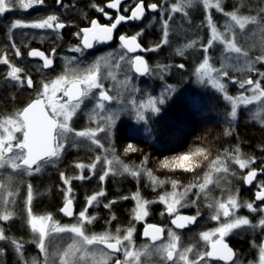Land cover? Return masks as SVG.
I'll list each match as a JSON object with an SVG mask.
<instances>
[{
    "label": "snow or ice",
    "instance_id": "1",
    "mask_svg": "<svg viewBox=\"0 0 264 264\" xmlns=\"http://www.w3.org/2000/svg\"><path fill=\"white\" fill-rule=\"evenodd\" d=\"M57 5L68 8L69 5L63 3V0H55ZM197 0H177L176 3L165 7L162 4L150 3L145 4V0H136L133 7H131L130 15L120 14L122 0H110L104 7H97V11L103 14L110 24H100L97 20L91 21V26L83 28L74 33L75 36L81 38V42L73 47L72 51L79 53L83 56L89 49H93L95 44L107 43L113 40L114 32L118 25L129 21H143L146 16V10L160 15V23L162 25V38L160 43L144 48L139 42L140 37L145 34V29L148 25L145 24L140 31L134 35L128 36L121 34L118 39L120 41V53L108 54V58L97 57L91 64L84 65L83 68L79 67V58L73 56L69 58V64L75 63L77 67H66L64 74L59 75L56 79L49 83H43L41 91H39L34 99H32L25 107L17 110L11 114L0 115V169L11 168L18 173L22 172L27 175L38 174L41 172L45 165L53 164L59 160L65 150L66 143L70 141L71 147H76L79 143L77 138H84L90 141L97 147L104 149L105 156L103 161L101 156H97L95 162L85 165L83 163L75 165L79 169L88 168L92 174L97 164H101L103 172L99 175L100 181H105L106 178L112 175L128 173L133 177H139L141 172L151 180L153 187L163 185L166 181L159 180L153 175L150 170L143 168V162L140 166L130 167L123 164L119 157L115 154V147H110L111 159H108L109 149H105L101 140L97 138L98 134L103 133L105 139L111 141L115 131L117 130V121L120 120V112L114 111L109 108V105L114 101L123 103L122 91L118 88L116 95H110L109 90L105 88L104 80L111 79L117 80L114 70L121 69L120 62H124L128 71H134L141 76L152 74L148 62L141 55H130L136 53L138 50L143 52L158 51L163 45L169 44V21L172 20V14L182 13L185 18L188 16L187 9L191 8ZM205 9L215 8L218 12L223 13L229 17L226 21L225 31L221 32L216 24L213 22L211 13L207 15V26L210 30V38L207 44H202L201 47L204 52V58L201 63L196 67L194 75L200 83L211 84L218 92L223 94V99L231 106L230 111L227 113L229 122H234L237 119L238 109L241 105L248 106L254 102L258 103L259 107L253 113V118L258 119L261 124H264V86L258 78L253 80L251 77L247 79H236L230 77L225 68V64L221 62L219 68L215 67L211 62L209 49L214 47V44L219 43L224 46V53L228 57H232L237 62L241 59L244 60V67L248 71H255L258 77L264 78V72L259 71L254 67L256 63L264 64V54L254 58L249 57V52L238 46L235 42L236 34L233 31L234 26L243 32L249 24L256 25L258 29L264 31V8H260L256 16L242 15L239 13V8H234L231 12H225L224 0H199ZM45 0H0V15L16 9L29 10L34 6L44 5ZM243 0H241V5ZM108 9L116 10L117 15L113 18ZM125 12L129 11L125 7ZM167 14V18L165 17ZM155 19V17H153ZM67 25L61 21L60 17L56 14L47 15L45 18L38 19L34 22L24 23L17 19L13 21L8 31L12 32L14 29H42L52 30L58 32L64 29ZM26 35V34H25ZM198 40H191L184 48H195ZM15 55L20 56L21 52L18 47L13 43ZM177 54L183 56L184 51L180 48L176 49ZM56 49L51 50L50 55H45L44 52L32 50L28 53L30 57H41L43 64L41 69H51L54 65V58ZM105 61L104 67L107 69L102 74L101 62ZM115 61V63H112ZM0 64L7 65L9 71L6 74L5 82H14L20 87L27 86L33 87V79L31 76L24 73L20 67L10 63L7 53L0 57ZM236 65H233L235 67ZM169 65H156L160 71H167ZM179 68L183 69L184 64H179ZM239 70V69H237ZM22 73L23 76L21 75ZM124 80L119 81L123 89H129L130 77L127 72L124 73ZM224 77L229 81L237 84L241 91L238 95L232 96L228 94L226 84L223 82ZM247 86V87H246ZM131 92L141 91L138 88L132 87ZM176 89L168 85L165 92L161 93L159 97L149 95L147 100H137L134 96L131 97V105L135 112V119L137 123L143 122V134L153 137L156 132L164 135V130L155 128L154 124L149 123L151 114H159L162 111L161 106L166 103V99ZM58 93L62 95L57 96ZM250 93V94H249ZM86 100H92L94 105L91 109L89 119L96 120V127L85 128L77 131L71 126L73 117L76 116L77 111ZM122 126V124H121ZM20 133V136H17ZM141 134L135 127L128 129V135L135 137ZM231 133L226 130L225 135ZM137 148L128 143L125 147V152H135ZM200 158L208 159V149L201 146H195L188 152L182 153L173 158H165L161 161L163 168L169 169H183L185 171H194L200 164ZM147 157H145V160ZM231 160L234 164L238 165L240 169H250L242 180L252 185L257 181L258 175L264 173V167L259 169L252 168L251 165L255 163L254 157L245 158L240 153L239 148L235 149V154L225 151L223 158L218 156L216 160L212 161L210 170L205 174L203 183L190 184L185 187L183 192L176 191L178 185L176 181H169L172 184L173 191L159 196V201L166 205V211L169 215L176 214L171 223L178 229H184L188 225L195 224L200 211L197 209L195 215L185 216L177 213V207H186L182 201L187 193L192 188H198L194 193L197 199L200 195L206 193L208 186L213 183H219V180L214 181L212 174H223L221 179L226 178L229 174L228 161ZM119 163L122 166V173H118L115 165ZM3 173H0L2 176ZM61 179L65 185H68L65 196L64 206L60 211L72 217L73 212V199L71 198V180L61 173ZM235 176V173H231ZM13 176L7 175L4 179H0V221H9L14 216V213L9 209V198H13L15 193L12 191ZM77 179H90L91 176L85 177L83 175L76 177ZM258 190L255 192V199L251 202L241 203L238 199V194H229L226 199H218L209 203V208L214 210L212 219L220 221L221 217L225 218L219 226L211 232H203L200 234L201 239L205 242L208 250L194 252L192 246L179 249L180 237L175 231L168 230L167 242L156 244L160 241L164 233V229L155 225H148L143 235L149 237L152 242L151 245H144L141 248H136L133 240L134 227H128L124 230V235H120V229L116 230V234L110 231H105L99 234L93 233L86 234L84 224L92 223L96 219L95 216L88 215V208L94 203H98V198L105 195L102 190L91 195L87 198L86 206L78 213L77 222L71 225H60L53 220L51 214L48 215H35L31 209L33 200V190L31 184L28 185L27 193V223L31 231L35 234L34 241L44 255L43 264H53L50 259L46 240L52 243L59 234H70L69 238L72 243L68 244L66 248L60 250L59 248L52 253V256L59 258V264H82V262L90 261V264H141V256L157 254L163 257L165 261H171L172 264H210L212 260L224 261L225 264H237V254L225 242V237L230 235L234 230L250 229H264V181H258ZM128 199V197H123ZM133 199L136 200V207L133 209V216L136 220H143L148 215V206L154 201H149L141 197L139 191L134 194ZM197 199H193L191 204L196 205ZM259 202V203H257ZM116 201L112 200L105 204V208H111ZM244 207L250 213H259V219L253 223L247 216H239L236 214L237 210ZM163 215V213H161ZM115 219V217H113ZM216 239H213V237ZM0 241L10 243L14 248L16 254L23 260L24 243L18 241L16 238L5 235V229L0 227ZM103 246V247H101ZM5 254V249L0 247V257ZM117 254H122L124 259L121 260ZM189 254L194 255V259H189ZM23 264H29V261H23ZM30 264H39L36 258H32ZM259 264H264V245L259 246Z\"/></svg>",
    "mask_w": 264,
    "mask_h": 264
},
{
    "label": "rangeland",
    "instance_id": "2",
    "mask_svg": "<svg viewBox=\"0 0 264 264\" xmlns=\"http://www.w3.org/2000/svg\"><path fill=\"white\" fill-rule=\"evenodd\" d=\"M177 0H158L159 4L164 5L165 7L170 6L173 3H176ZM39 6L44 7V5H38L34 6L32 9L29 10H20L14 8V10L8 11L4 13L3 15H0V57L3 56V54L7 53L10 63L14 64L15 66H18L19 64V56L15 55L14 49L12 48L13 43L15 44L16 47L19 49L22 48V45L19 43L21 42V33L20 32H25L26 34L31 33L33 30L36 29H30V28H25V29H14L12 32L8 31V28L10 24L19 19L24 23H30L34 22L38 19H41V16H37L35 13V9L38 8ZM264 8V0H243V4L241 5V0H224V8L225 12H231L234 10V8H239V13L242 15H247L243 10H250L251 14L249 16H256L257 12L260 8ZM188 16L187 18L184 17L182 13H174L172 14V20L169 21V44L168 45H163L158 51L155 52H145V58L147 59L150 68L152 69V74L150 75H145V76H137L133 73V71H128L126 66H124V62H120L122 67L119 70H114V74L117 76V80L113 81L111 79L104 80L105 88L109 90L110 95H116L117 94V89L119 88L122 91V97L121 99L123 100V103L119 101H114L109 105V108H111L114 111H119L120 112V120L117 121V129L121 128L122 126H126V129L130 127H135L137 130L140 131L141 134L140 136H143L147 138L148 140L155 141L159 144L160 142L157 141V136H162L163 140L165 143L168 144L169 141L174 140L173 132L171 131V127L169 130L165 132L164 129H162L163 124H167L165 120L168 119V117H171L170 113L173 111H176L177 113L180 112L181 110H184L183 107L180 105V103H184L187 101L189 104L188 106L195 107L198 110H201V118L203 117H209L211 115H219L218 113H222V117L224 121H227V123L231 124L234 127L237 126H251L254 128H258L260 130L264 131V124H261L258 119L253 118V113L256 112L257 108L259 107L258 103L254 102L252 105L244 106L241 105V107L238 109V114H237V119L234 122H229L227 118V113L230 111L231 106L228 104L227 101L223 99V94L218 92L211 84L209 83H200L198 82L197 77L194 75L196 67L199 65V63L202 62L204 58V52L201 47L202 44H207V41L210 38V30L207 26V15L209 12L211 13L213 22L216 24L217 28L221 31H225V26H226V21H229V17L225 16L223 13L218 12L215 8L212 9H205L203 4L197 0L194 5L187 9ZM201 13V14H200ZM214 13L216 14V18H214ZM157 14V13H156ZM155 14V19H152L147 22L148 28L145 29V34L140 37L142 41L144 42V45L146 48L152 47L158 43H160L161 38H162V25L160 23L161 17L160 15ZM202 16V22H204V27L203 31L197 34V27L200 26V22L195 23V20H200V17ZM261 16H264V13H261ZM167 18V14H165V17ZM145 26V25H144ZM143 28V27H142ZM140 31V30H138ZM137 31V32H138ZM233 31L236 34V40L235 42L237 43L238 46L242 47L244 50L249 52V57L254 58L256 56H260L264 54V31H261L260 29L257 28L256 25L249 24L246 26L245 30L241 32V30L238 28V26L233 27ZM7 37V39H6ZM198 40V43L195 48H184V45H186L188 42L191 40ZM180 48L181 50L184 51V55L181 56L177 54L176 49ZM73 49V48H72ZM224 46L216 43L214 44V47L209 49V55L212 58L211 62L213 65L217 68L221 66V62L225 64V68L228 71V74L230 77H234L236 79H247L251 77L253 80L260 79L262 86H264V78L258 77V73L255 71H248L244 67V60L241 59L239 62H237L235 59L232 57H228L225 59V56L227 55L223 51ZM110 53V52H109ZM109 53H104L100 55L99 57H105L106 59L108 58ZM63 55V54H62ZM65 55V54H64ZM59 58V64L57 67V72L54 74V76H51L47 79H40L38 83V88L41 91V87L43 83H49L52 80L56 79L59 75L64 74L66 67L68 68H75L77 65L75 63L69 64V58L70 56H64ZM90 62L89 64H91ZM112 63H115V61H112ZM102 67H101V72L102 74L107 71V69L104 67L105 61L101 62ZM179 64H184L185 67L183 69L179 68ZM83 65V64H81ZM156 65H169L170 67L168 68L167 71H160L159 69L156 68ZM233 65H236L233 67ZM79 67H84L79 66ZM256 69H258L261 72H264V64L256 63L254 65ZM22 68V67H21ZM239 69V70H237ZM9 71V67L7 65L0 64V76L6 77L7 72ZM127 72L128 77H130V83H129V89L125 90L122 88V86L119 84V81L124 80V73ZM3 77V78H4ZM5 80V78H4ZM12 82V81H11ZM223 82L226 84L227 91L229 95L236 96L238 95L242 89L239 88L237 84L232 83L231 81L228 80L227 77H224ZM14 84V82H12ZM5 85H9L8 83L4 82ZM171 85L173 86L176 91L170 94L169 98L166 99V103L161 106L162 111L159 114H151V120L149 123L154 124L155 128L162 129L164 130V135H160L159 132H156V134L153 137L147 136V134L142 133V129L144 127L143 122L137 123L135 119V112L133 110V106L131 105V97H135L138 101L139 100H147L148 96H156L159 97L161 93L165 92V88ZM18 86V87H17ZM14 86L16 91L18 92L17 96H19V99L21 97H25L27 94H20L21 93V88L19 85ZM6 87V86H5ZM11 87V85H9ZM132 87L138 88L141 91L139 92H131L130 89ZM247 87V86H246ZM1 90V87H0ZM38 91V92H39ZM37 92V93H38ZM250 94V93H249ZM62 95V93H58L57 96ZM16 98H14L15 100ZM17 100V99H16ZM15 100V102H16ZM2 98L0 97V115H5V114H11L17 110L22 109V107H19L20 103L18 104H13V106L6 107L3 105ZM94 105V102L92 100H86L85 103L81 106V109L77 111L76 116L73 117V120L71 122V126L75 128L77 131L83 130L85 128L89 127H96V120L89 119V115L91 112V109ZM3 110V113H2ZM220 116V115H219ZM261 117L264 118V114H261ZM178 126H182L180 121L174 120ZM194 122V121H193ZM192 122V124H193ZM160 125H162L160 127ZM117 130L114 133V136L111 141H108L105 139L104 134L100 133L98 134L97 138L101 140V143L104 145L105 149H109V154H108V159H111L112 156L110 154V147L113 146V142L118 139L116 135ZM166 135V136H165ZM17 136H20V133H17ZM177 137V136H176ZM79 141L78 145L75 148V150L80 149V153L76 154L75 157H73L71 160L67 158V166L66 169L63 171L65 174V177L71 180V198L73 199V203L75 205V211L74 215L71 218H68L67 221H60L57 219L53 214L51 213H34L35 215H48L51 214L53 217V220L58 222L60 225H71L73 223L77 222L78 218V213L83 210L86 206V201L87 198H89L91 195L100 192L104 190V185L106 181L110 178L115 179V178H122L123 176L130 177L131 179H138L139 177H133L129 175L128 173H122V166L117 163L115 165L117 172L122 173L118 175H112L110 174L105 181H100L99 180V175L102 174L103 169L101 167V164H97L96 169L94 170L95 174H92L90 170L86 167L84 169H79L75 165L83 163L85 165H89L93 162H95L97 156H101L102 161L103 157L105 156L104 149H101L97 147L96 145L92 144L90 141L84 140V138H77ZM114 140V141H113ZM68 143H66L65 150L67 149ZM170 143V142H169ZM127 146V143H122L118 145V149H115V154H127L125 152V147ZM196 146H201L197 144ZM195 146H190L188 147V151ZM65 150L62 153L61 157L65 154ZM256 150L258 148L256 147ZM187 151V152H188ZM183 153V152H182ZM180 153V154H182ZM210 151H208V154ZM179 155V154H178ZM262 157L260 158H255L256 160H260L264 162V153L261 154ZM243 157L248 158L249 156H245L242 154ZM223 158V157H222ZM203 158H200V164L199 167H201L202 160ZM211 159V160H210ZM60 160V159H59ZM59 160L55 161V163L59 162ZM214 157L211 158L209 157L208 161V166L207 168L205 167L202 170L197 171V176L200 172L203 171V175L205 177V174L209 172L210 170V165L212 161H214ZM204 162V161H203ZM53 163V164H55ZM254 164V163H253ZM252 164V165H253ZM51 165V164H50ZM229 165V172L226 176V178L221 179L217 175L223 176V174H212V178L214 181L219 180V183H213L208 186V189H206L207 195L202 193L199 197V199L196 198L194 193L196 191H190L187 193L186 197L182 201V204H186L187 206L191 203L193 199H197V209H198V203L203 201L205 198H210L212 202L214 200H218V198L214 197L213 192H210L211 186H216L217 188L222 185V182H227V183H232L234 184V181H237V179H240L242 181V177L244 176V172L246 169H240L238 165L234 164L231 160L228 161ZM251 165V167H252ZM47 165H45L42 169H44ZM49 166V165H48ZM68 166L71 168L68 169ZM232 170H235L236 174L235 176H232L231 173L233 172ZM0 173H3L2 176H0V179H4L7 175L11 174L14 178L12 181V191L15 193L13 198H9V209L14 213V217H16L18 214V205L21 201V196L23 194V188L26 187L28 188V185L24 186V183L21 182L22 177H30L31 175H27L25 173H18L17 171L12 170L11 168H6V169H0ZM34 175V174H33ZM91 176L90 179H77L76 177L79 176ZM202 177V176H201ZM204 177L197 179L200 180L199 183H203ZM62 180V179H61ZM82 182H88L89 183V190L86 195H84V200H81L77 204V198H78V192L76 189V185H79V183ZM63 183V181H62ZM198 183V184H199ZM63 189H64V200L62 205L65 202V196H66V190L68 185H65L64 183L62 184ZM80 187V186H79ZM231 191H226L223 195L219 197V199H226L227 196L231 194H238V199L241 203L244 202H251L248 201L247 199H243L240 197L239 192L236 191V189H230ZM234 190V191H233ZM173 189L167 190L165 193L161 195H165L166 193H171ZM178 192H183L184 189H176ZM198 191V188H197ZM160 195V196H161ZM134 196V195H133ZM133 196H131V207H130V214H129V219L123 223L118 224V226H114V230H110L109 228L103 230V231H94L92 228V224L97 222V220L100 218V214L98 213V206L101 205V198H98V203H94L91 207L88 208V215L89 216H95L96 219L92 221V223H85L84 228L86 234H99L105 231H110L113 234H116V230L119 228L120 229V235H124V230L127 229L128 227H134L135 231L133 233V240L136 248H141V246L144 245H151L152 242L147 238H143L142 236V230L146 225L149 224H159L164 228V237L160 241H156V244H159L161 242H167L168 240V230L171 229L172 231H175L173 228L165 225L166 220H162L161 218H164V216L168 217V220L170 221V218L172 215H169L166 213V205L159 201L161 204V211L158 212V217H160L159 221H152L150 219L151 211L150 207L148 206V215L145 216L143 220H136L134 219L133 216V209L136 207V200L133 199ZM142 197V196H141ZM144 198V197H143ZM26 200H27V194H26ZM25 197L24 201L26 202ZM190 202V203H189ZM26 205V203H25ZM61 205V207H62ZM209 205V204H208ZM207 205V206H208ZM185 207H177V212H183V209ZM209 208V206H208ZM32 209V207H31ZM26 213H27V206H26ZM163 213V215L161 214ZM193 214V213H191ZM196 213H194L195 215ZM214 214V210L210 208V212L208 214V217H203V215L199 216L197 221H198V226L201 227V232L196 234L197 236V249L200 251H206L208 250L205 242L201 239L200 234L203 232H211L213 229L217 228L221 222L224 221L225 218L221 217L220 221L213 220L211 217ZM237 215L239 216H247L250 220H252L253 223H256V221L259 219V213H250V211L244 207H241L237 210L236 212ZM66 218V217H65ZM27 219H28V213H27ZM66 220V219H65ZM162 220V221H161ZM3 222L5 221H0V227H3ZM29 226V225H28ZM138 227L141 228L140 232V237H138ZM198 227V228H199ZM4 228V227H3ZM30 229V236L31 240L27 242V246L31 245L35 248V251L39 253V257L36 255H31L34 254L33 252L31 254H28V257H26L24 252H23V260L14 252V258L10 263L6 261V254H7V248L10 246V243L5 242V241H0V247H3L5 249V254L0 257V264H23V261H30L33 258H36L39 262V264H43V259L44 255L41 253L39 248L37 247L36 243L33 242L35 238V234L31 231ZM253 231V232H252ZM256 231H264V229H250L246 228L243 230H234L230 235L225 237L228 241H230L233 246L237 250V264H259V246H261L259 243L261 241V236H258L257 239H255V242L252 243L251 241H254L250 235L253 233H256ZM176 232V231H175ZM252 232V233H250ZM248 234V238L250 239V243L248 245L249 251H238V241L239 239H243L246 235ZM5 235L8 236L5 232ZM180 237V243H179V249L182 250L185 246L183 245V241L181 239V236L177 234ZM70 234L63 233L59 234L58 237H56L55 240L52 241V243H49L48 240H46V245L48 247V251L50 254V259L53 262V264H59V258L52 256L51 254L54 253L58 248L60 250H63L64 248L67 247L68 244L72 243V240L69 238ZM241 237V238H239ZM213 239H216L214 236ZM257 240V242H256ZM259 242V243H258ZM26 244L24 245V248L26 247ZM103 247V246H101ZM14 249V248H13ZM194 252L195 247H193ZM247 254H249L247 256ZM121 260L124 259L123 255L120 254L118 255ZM31 258V260H30ZM193 254H189V259H194ZM82 264H90V261H85L82 262ZM109 264H112V261L109 262ZM141 264H172L171 261H165L162 256L157 255V254H151L147 256H141ZM210 264L211 263L210 261Z\"/></svg>",
    "mask_w": 264,
    "mask_h": 264
},
{
    "label": "trees",
    "instance_id": "3",
    "mask_svg": "<svg viewBox=\"0 0 264 264\" xmlns=\"http://www.w3.org/2000/svg\"><path fill=\"white\" fill-rule=\"evenodd\" d=\"M71 4L70 6H73ZM74 7V6H73ZM75 10H82L79 5H75ZM263 8V7H262ZM247 15L251 14L250 10H243ZM201 14V13H200ZM214 18H216V14L214 13ZM202 16L200 20H195L200 22V26L197 27V34L202 32L204 22H202ZM7 39V37H6ZM31 43L29 42V38H26L25 41H21L20 45H25ZM144 43V42H143ZM2 77H0V86ZM2 90V88H1ZM2 96L3 105L6 107L13 106V104L20 103L19 107H22L29 100V95L27 94L25 97L17 96L18 92H16L15 88L5 87L0 92ZM16 98V102L14 100ZM188 102L180 103L184 110L180 112L173 111L170 113L171 117H168L165 122L166 125L163 124L162 129L168 131L171 127V131L173 132L174 140L169 141L168 144L164 142L162 136H157V141L161 144L148 140L147 138L137 135L135 137H130L128 135V131L126 126H121V128L117 129L116 135L118 139L113 142V146L115 149H118V145L122 143H132L137 151L135 152H126L127 154H116L119 157V160L122 161L123 164H127L130 167L140 166L143 162V168L150 170L155 177L159 180L166 181L163 185H159L153 187L151 180L141 172V175L138 179L130 178L123 176L122 178L108 179L104 185L105 195L101 198V205L98 206V213L100 214V218L97 222L92 224V228L94 231H103L107 228L110 230H114V226H118V224L123 223L129 219V212L131 207V196H133L137 191H139L140 195L144 197V199L149 201H154L149 205L151 211L150 219L153 221H159L160 217H158V212L161 211V204L158 201L159 196L165 193L167 190L173 189L172 184L169 181L177 182V189H185L190 184H198L201 180L200 178L204 177L203 171L200 172L197 176V171L200 169L207 168L209 157H214L216 160L218 156L223 157V154L227 150V152L235 154V149L239 148L240 153L245 156L260 158L261 154L264 153V131L258 128H254L251 126H237L234 127L231 124L227 123V121L223 120L222 113H218L219 115H214L212 118H201V110H198L195 107L188 106ZM174 120L180 121L182 126H178ZM194 121V122H193ZM193 122V124H192ZM162 125H160L161 127ZM228 130L231 134L225 135V131ZM166 136V135H165ZM197 144L202 145L210 151L208 154V159H202L201 167H197L194 171H185L183 169H169L163 168L161 166V161L165 158H173L175 156L180 155V153H185L188 151V147L196 146ZM67 146L65 150V154L62 158H60L59 162L55 164H49L44 169L41 170L40 173L31 175L30 177H22L21 182L24 183V186L31 184L33 190V200L31 203L32 211L34 213H51L60 221H67L68 218L61 213V205L64 200V189L62 186L61 173H64V169L67 166V158L68 160L75 157L76 154L80 153V149L75 150ZM256 147L258 150H256ZM145 157L147 159L145 160ZM211 160V159H210ZM264 161V160H263ZM263 165V164H262ZM71 166H68L70 169ZM235 174V170H232ZM230 174V172H229ZM202 176V177H201ZM221 177V175H217ZM200 179V180H197ZM234 184L222 182L218 188L216 186H211L209 189L212 191L214 197L218 198L223 195L226 191H231L230 189H236L239 192V195L243 199H247L248 201H253V189H247L242 185L240 179H237ZM80 186V187H79ZM78 192L77 204L84 200V195L88 193L90 188L88 182L79 183V185L75 186ZM191 191H196L197 188H192ZM234 191V190H233ZM28 193V188H23V194L21 196V201L18 205V215L9 221L3 222V227L8 236L16 238L18 241L24 243V245L31 240L29 238L30 229L27 223V213H26V205L24 201V197L26 200V194ZM86 193V194H85ZM123 197H128V199H123ZM115 200L116 203L111 206V208H105L104 205L109 203L110 201ZM212 200L210 198H205L203 201L198 203V209L200 211V215L203 217H208L210 212V208H208V204L211 203ZM190 203V202H189ZM197 211V203L193 206L191 203L183 209V212L186 213H196ZM115 217V219H113ZM66 219V220H65ZM162 220H166L167 228L171 227L170 221L167 216L161 218ZM161 220V221H162ZM198 222H196L193 226L183 231L176 230V233L181 236L183 241V245L185 247L192 246L197 250V236L196 234L201 232V227L198 226ZM199 227V228H198ZM141 228L138 227V237H140ZM253 232V231H252ZM250 232V233H252ZM264 231H256L250 235L253 237L252 239L255 242L258 236H262ZM245 236V235H244ZM249 236V235H248ZM241 238V237H239ZM140 239H142L140 237ZM258 240V239H257ZM238 241V251H246L247 252V242L244 239H239ZM10 245L7 248L6 261L10 263L12 259L15 257L13 248ZM26 257L28 254L32 252L39 257V253L35 251L33 246H27L23 251ZM34 257V256H33ZM32 257V258H33ZM31 260V258H30Z\"/></svg>",
    "mask_w": 264,
    "mask_h": 264
},
{
    "label": "flooded vegetation",
    "instance_id": "4",
    "mask_svg": "<svg viewBox=\"0 0 264 264\" xmlns=\"http://www.w3.org/2000/svg\"><path fill=\"white\" fill-rule=\"evenodd\" d=\"M109 2L110 0H63L64 4L69 5L68 8H65V7H61L60 5H57L55 0H45L46 6L42 8L41 6H39L38 8L35 9L36 11L35 13L37 14V16L38 15L41 16V18H45L47 15L50 14L58 15L61 21H63L67 26L64 29L59 30L58 32H53L52 30H42V29L33 30L29 34H26L25 32H20L21 41H25L26 38H29V42L33 43L30 48L23 47L20 50L21 55L19 56V64L17 66L20 68L22 67L24 73L31 76L33 79L32 88H28L27 86H24L20 90L21 91L20 94L28 93L29 100L27 103H29L32 99H34L37 95V92L40 90L38 88L39 80L42 78L47 79L51 76H54V74L57 72L59 58L63 57L64 54H65L64 56L78 57L80 61L79 66H83V65H88L90 62H93L97 57H99L100 55L106 52L107 53L112 52L114 54L120 53L122 50L120 48V41L118 37L121 34H126L128 36L134 35L135 33H137L138 30H141V28L144 27V25L147 24V22H149L152 19V17H154L156 14L146 10V16L143 21H129L126 23H121L120 25H118L117 29L115 30L113 34L114 38L112 41L109 42V44L107 45H99L100 43L95 44L93 49L87 50V52H85L83 56H80L79 53L73 52L72 48L81 42V38L75 36L74 33L80 31L83 28L90 27L91 21L94 19L97 20L100 24H110V21L103 14L97 11V7H104ZM135 2L136 0H122L120 14L130 15L131 7L134 6ZM150 3H158V0H145L146 5ZM71 4H74L73 5L74 7L70 6ZM75 5L76 6L79 5L82 10L79 11L77 9L76 11H74L76 8ZM125 7L129 8L128 12L124 11ZM105 11L109 12V14L113 18H115V16L117 15L116 10L108 9L105 7ZM138 39L144 45L142 39L141 38ZM33 48L38 49L41 52H44L45 55H50L51 50L53 48L56 49L54 65L51 69H41V66L43 64V59L41 57H30L28 55L30 50ZM145 54L146 53L144 52V56ZM130 55H137V54L131 53ZM24 73H22L21 75L23 76ZM0 77H2L1 80L2 86H0L2 90L3 88H5V86L7 88L9 87V85H11L12 88H15L14 86H17L15 83L13 84L11 81L7 82L9 85H5L4 84L5 77L4 76H0ZM2 90H0V92ZM0 97L2 98L1 93H0ZM27 103H25L22 106V108L25 107ZM261 167H264V162L260 160H256V162L252 165V168L259 169ZM249 170L250 169L244 172V176ZM258 181H264V173L258 175L257 181H254L252 185H247L243 180L241 181L242 185L245 186V188L253 189L254 199H255V192L258 190V183H257ZM261 237L262 238L260 243L258 242L260 245H262V240L264 239V233ZM243 239L246 240L247 251H249L248 245L250 243V239L248 238V234H246ZM228 242L234 248V251L237 254L236 248L233 246V244L230 241ZM248 255L249 254H247V256ZM211 263L225 264V262L219 260H212Z\"/></svg>",
    "mask_w": 264,
    "mask_h": 264
},
{
    "label": "water",
    "instance_id": "5",
    "mask_svg": "<svg viewBox=\"0 0 264 264\" xmlns=\"http://www.w3.org/2000/svg\"><path fill=\"white\" fill-rule=\"evenodd\" d=\"M140 42V41H139ZM141 43V42H140ZM107 44H109V42H107V43H100L99 45H107ZM142 44V43H141ZM143 45V44H142ZM143 47L145 48V46L143 45ZM32 50H38V49H32ZM32 50H30V51H32ZM39 51V50H38ZM136 53H138V55H141V56H143L144 57V55H143V51H140V50H138ZM145 58V57H144ZM145 60H146V58H145ZM147 61V60H146ZM139 75V74H138ZM144 76V75H143ZM247 174V173H246ZM245 174V175H246ZM246 184V183H245ZM248 185V184H247ZM65 203V202H64ZM64 206V204L62 205V207ZM61 207V208H62ZM75 211V205H74V203H73V212ZM62 213V212H61ZM166 213H167V211H166ZM178 214H180V215H185V216H191V215H194V214H191V213H186V212H177ZM63 214V213H62ZM168 214V213H167ZM64 215V214H63ZM175 215L176 214H173V217L171 218V220H170V224L172 225V227L174 228V229H176V230H180V231H182V230H185V229H187L188 227H190V226H192V225H194V224H191V225H188L186 228H184V229H178V228H176V226L175 225H173L172 223H171V221H172V219H174L175 218ZM66 218H71V217H68V216H66V215H64ZM149 225H155V226H157V227H160V228H163L161 225H159V224H149ZM147 227H148V225H146L144 228H143V230H142V236H143V238H147V239H149L150 240V238L149 237H145L144 235H143V233H144V231L147 229ZM164 229V228H163ZM165 233V232H164ZM164 233H163V235H162V238L164 237ZM161 238V239H162ZM225 242L234 250V248L229 244V242L225 239ZM262 245H264V239L262 240ZM235 252V251H234ZM117 255H119V254H117ZM224 262V261H223Z\"/></svg>",
    "mask_w": 264,
    "mask_h": 264
},
{
    "label": "bare ground",
    "instance_id": "6",
    "mask_svg": "<svg viewBox=\"0 0 264 264\" xmlns=\"http://www.w3.org/2000/svg\"><path fill=\"white\" fill-rule=\"evenodd\" d=\"M32 44H33V43H28V44H25L24 46L22 45V48H23V47H24V48H30V47L32 46ZM22 48H21V49H22ZM21 49H20V50H21ZM33 49H35V48H33ZM31 50H32V49H31Z\"/></svg>",
    "mask_w": 264,
    "mask_h": 264
}]
</instances>
